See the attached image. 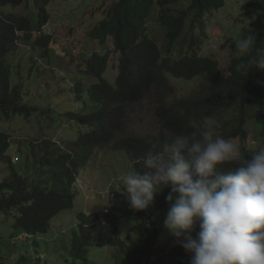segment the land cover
<instances>
[{"label":"trees","instance_id":"trees-1","mask_svg":"<svg viewBox=\"0 0 264 264\" xmlns=\"http://www.w3.org/2000/svg\"><path fill=\"white\" fill-rule=\"evenodd\" d=\"M53 2L0 0V122L18 116L28 119L42 108L27 101L25 81H15L23 69L20 66L14 72L13 55L19 41H33L45 52L51 44H56L52 34L44 32L51 21L49 7ZM227 2H111L94 34L103 44L111 39L112 46L104 53L94 51L85 58V67L79 68L67 85V110L55 107L68 121L77 124V130L70 128L76 134L65 136L72 145L65 148L42 137L40 147L27 145L14 163L10 155L14 139L0 127V166L8 167V176L0 180V264H40L41 241L37 235L50 232L53 219L62 211L74 208L81 193L82 166L100 152L99 146L113 144L115 150L127 152L133 168L143 169V159L156 147L160 151L174 135L191 131L192 125L204 116L217 120L216 134L226 139L245 142L248 137L245 125L250 120L256 122L264 136V69L247 72L238 69L242 57L235 52V43L226 68L217 60L191 51L205 36V16L220 10ZM24 4L32 10L30 14L16 11ZM4 7L12 10L6 12ZM245 8H250L256 17L247 25V33L257 37L250 55H256L258 50L264 53V0H251ZM150 21H157L165 31V53L156 39L149 36ZM113 53L118 59L116 75L111 81L106 73ZM198 76L205 78L201 88L172 105L167 103L174 88L172 79L185 84ZM154 90H158L156 115L162 130L155 136L126 133L128 106L142 101ZM49 100L47 107L55 109ZM240 147L242 152L250 154L247 147ZM228 167L220 165L218 169L227 171ZM170 190L168 187L159 192L144 211L132 210L125 195L113 193L104 225L108 226L110 244L118 249L117 263L188 264L185 256L189 253L182 252V246L167 255H154L159 238L164 234L172 237L163 226L170 208L166 201ZM99 224V214L78 213V224L71 230V264H99L93 261L96 252L92 247L98 233L103 232ZM198 232L197 225L193 238Z\"/></svg>","mask_w":264,"mask_h":264},{"label":"rangeland","instance_id":"rangeland-1","mask_svg":"<svg viewBox=\"0 0 264 264\" xmlns=\"http://www.w3.org/2000/svg\"><path fill=\"white\" fill-rule=\"evenodd\" d=\"M113 1L115 0H54L49 7L51 21L44 32L51 33L52 41L56 44H51L49 50L45 52L44 48L41 49L33 41L18 42L13 55L14 72L20 66L23 70L17 78L18 81L17 79L15 81L24 80L25 88H27V101L34 105H41L42 108L35 110L28 119L24 116H18L10 121L3 119L0 122V127L7 130L14 139V148L10 153L14 163L17 162L20 151L24 153L27 145L34 148L40 147L39 138L42 137L46 140H54L65 148L72 145L67 137H73L76 134L70 128L77 130V124L68 121V118L64 114L58 113L56 108L67 110L66 95L69 91L67 85L73 81L74 74L78 72V69L85 67V58L94 51L100 54L104 53L112 46L113 41L111 39L103 44L99 37L95 36L96 30L94 28L104 18L106 14L104 10ZM250 1L228 0L220 10H215L206 15L205 36L202 37V42L191 51H196L201 56L219 61L223 68L229 66L230 58L234 54L232 51L233 44L239 36L247 33L249 22L245 19L251 21L253 17L250 8H245ZM103 3L104 6L100 7V4ZM185 5L188 6L189 3H185ZM3 9L6 12L12 10L11 7H4ZM16 11L30 14L32 10L24 4L18 7ZM149 28V36L156 39L161 50L165 53V45L167 44L165 31L157 21H150ZM197 33L201 35L200 30H197ZM117 59V55L113 53L109 60L111 66L108 67L106 77L111 81L116 75ZM204 79L203 76H198L185 84L172 79L171 84L174 88L171 90V96L167 99V103L172 105L180 98L198 90L204 83ZM84 84L87 88L86 83ZM157 91L154 90L153 94L146 96L137 104L128 106L129 120L126 133L145 136H155L160 133L162 128L156 115ZM49 98L53 102L52 106L56 107L55 109L47 107ZM245 128L248 131L246 141L234 139L233 142L239 146L247 147L250 153L264 146V136L260 134L261 131L255 121H248ZM124 135L122 134V136ZM65 136L67 137L65 138ZM28 141L34 142L31 144ZM112 145L99 146L98 151L100 152L82 166V174L79 176L81 193L74 208L64 210L55 217L50 232L37 235L41 241L38 252L41 256L40 264L72 263L70 243L73 233L71 230L77 226L78 213L81 211L87 214H99L100 217L99 225L103 232L98 233V240L92 245L96 252L93 261L99 264H119L117 263L119 252L109 242L110 236L107 231L108 226L104 225V217L106 210L110 208L113 193L120 192L123 187L120 179L122 174L133 169V163L127 152L117 151ZM157 149L159 147H156L152 153L157 152ZM7 176L8 167L1 165L0 180ZM191 235L193 236V233ZM166 236L167 234H164L159 238L155 248V256L167 255L173 249L181 246V241L176 237L168 236V238ZM182 252L185 250L183 249ZM154 255L153 257H155ZM177 256L179 255L176 253ZM185 257L190 264L191 254L189 253ZM172 264H176V262L174 261Z\"/></svg>","mask_w":264,"mask_h":264},{"label":"clouds","instance_id":"clouds-1","mask_svg":"<svg viewBox=\"0 0 264 264\" xmlns=\"http://www.w3.org/2000/svg\"><path fill=\"white\" fill-rule=\"evenodd\" d=\"M256 38L250 32L237 38L238 69H264V53L250 55ZM217 123L204 116L174 135L143 159V169L122 174L120 192L132 210L144 211L170 187L163 226L191 254L190 264H264V146L245 154L216 134Z\"/></svg>","mask_w":264,"mask_h":264}]
</instances>
